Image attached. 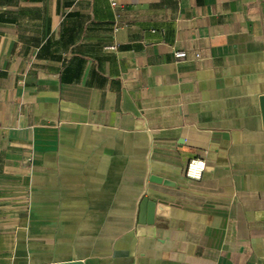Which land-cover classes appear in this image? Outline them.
I'll use <instances>...</instances> for the list:
<instances>
[{
  "label": "crops",
  "instance_id": "1",
  "mask_svg": "<svg viewBox=\"0 0 264 264\" xmlns=\"http://www.w3.org/2000/svg\"><path fill=\"white\" fill-rule=\"evenodd\" d=\"M263 98L264 0H0V264H264Z\"/></svg>",
  "mask_w": 264,
  "mask_h": 264
},
{
  "label": "built area",
  "instance_id": "2",
  "mask_svg": "<svg viewBox=\"0 0 264 264\" xmlns=\"http://www.w3.org/2000/svg\"><path fill=\"white\" fill-rule=\"evenodd\" d=\"M111 7L116 10L119 7V2L120 0H109ZM108 50L111 51H117L118 47L117 45H113L109 48H107ZM174 56L177 59H183L186 57V52L185 51H180V50H174ZM205 170V164L202 161L199 160H195L192 161L188 167V173L187 175L192 178V179H199L203 173V171Z\"/></svg>",
  "mask_w": 264,
  "mask_h": 264
},
{
  "label": "water",
  "instance_id": "3",
  "mask_svg": "<svg viewBox=\"0 0 264 264\" xmlns=\"http://www.w3.org/2000/svg\"><path fill=\"white\" fill-rule=\"evenodd\" d=\"M263 101V107H264V98L262 99ZM54 264H84L81 261H73V262H61V263H54Z\"/></svg>",
  "mask_w": 264,
  "mask_h": 264
}]
</instances>
